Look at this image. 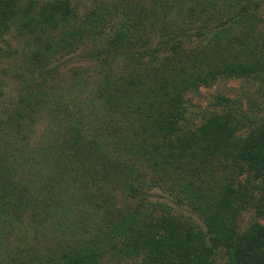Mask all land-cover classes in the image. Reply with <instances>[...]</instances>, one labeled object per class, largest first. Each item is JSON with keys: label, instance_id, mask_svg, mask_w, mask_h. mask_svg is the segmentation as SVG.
Returning a JSON list of instances; mask_svg holds the SVG:
<instances>
[{"label": "trees", "instance_id": "16d2710c", "mask_svg": "<svg viewBox=\"0 0 264 264\" xmlns=\"http://www.w3.org/2000/svg\"><path fill=\"white\" fill-rule=\"evenodd\" d=\"M72 2L0 0L1 264H264V0Z\"/></svg>", "mask_w": 264, "mask_h": 264}, {"label": "rangeland", "instance_id": "374dc122", "mask_svg": "<svg viewBox=\"0 0 264 264\" xmlns=\"http://www.w3.org/2000/svg\"><path fill=\"white\" fill-rule=\"evenodd\" d=\"M95 0H73V5H81L83 4L84 6H90L89 3L92 4V2ZM9 41V43L11 44V46L13 45L12 40L10 41V36L5 38ZM91 44L89 43V41H86L85 44L83 45H79L76 47V50L73 51V53H69V55L71 54H75V53H80L81 49H86V47H90ZM70 61H72V59H66L65 62L69 63ZM125 63H126V58H124L123 56H119L117 58H113V59H108L107 65L104 69H102V71H105L107 69L111 70V71H122L125 67ZM76 64V65H75ZM71 65V64H70ZM73 66H80V67H87V72L90 74L91 73V69L92 68H96L95 66H91V64H86L84 62H77L72 64ZM72 67V66H70ZM69 68V67H68ZM67 68V69H68ZM101 71V72H102ZM64 77V76H63ZM70 78H67L65 81H67V83L69 82ZM2 89H0V102L4 101L6 98L10 97L13 94V83L10 80H5L4 84L1 85ZM79 86H75V90L78 89ZM254 83L253 82H246L243 79H239V78H218L216 79L211 85L205 87V86H200L198 87V90L196 92L193 93H187L185 96V98H187V109L189 112H187V114H185V118L188 117L190 120L194 121L195 123H200V113H202L205 109H213V106H211L210 102L213 98V96L217 93H221L227 97H235L237 95H240L241 93L245 92V95L250 93L252 94L253 90H254ZM244 99V98H243ZM242 99V100H243ZM244 101V100H243ZM49 120V117L46 116L45 121ZM190 123V122H188ZM45 122L43 120V122L41 124H37V128L38 130L40 129L39 132H37V135L40 134L41 128L44 126ZM91 173L94 172V170H90ZM92 176L89 175L87 176V181H91ZM242 177L239 178V180ZM242 180V179H241ZM161 200L163 202H165V204L168 206L169 210H171L172 212H176L179 215H188L189 213H187V211L185 210V208L183 206L181 207H174L173 204L169 201L161 198ZM251 213L250 212H243L239 218V229L242 230L244 228L245 225H247V222L249 221V219H251L250 216ZM258 222L260 224H263V220H258ZM3 230L1 229L0 226V252L4 250V240H6L3 237ZM2 233V234H1ZM9 240H13L12 237H8ZM39 241H44L45 237L44 235L40 234L38 237ZM12 243V241L10 242ZM46 243V242H44ZM1 262H3L1 256H0V264ZM106 264H120V263H116L114 261H110L109 263Z\"/></svg>", "mask_w": 264, "mask_h": 264}]
</instances>
